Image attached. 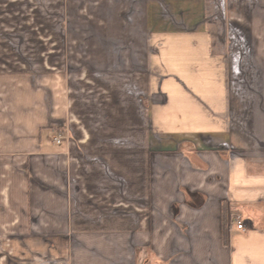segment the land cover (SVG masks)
Returning a JSON list of instances; mask_svg holds the SVG:
<instances>
[{"label": "crops", "instance_id": "obj_1", "mask_svg": "<svg viewBox=\"0 0 264 264\" xmlns=\"http://www.w3.org/2000/svg\"><path fill=\"white\" fill-rule=\"evenodd\" d=\"M111 40L149 97L56 144ZM0 264H264V0H0Z\"/></svg>", "mask_w": 264, "mask_h": 264}, {"label": "rangeland", "instance_id": "obj_2", "mask_svg": "<svg viewBox=\"0 0 264 264\" xmlns=\"http://www.w3.org/2000/svg\"><path fill=\"white\" fill-rule=\"evenodd\" d=\"M124 27V26H123ZM128 27V26H125ZM59 29V27H57ZM123 34L129 35V30H125L123 28ZM128 29V28H126ZM237 36V35H236ZM235 36V37H236ZM11 46L15 48L22 47V42L19 41H9ZM62 45L65 44V41H61ZM130 40L124 41V40H111L107 43L109 44V49L111 51V59L112 61L108 64L107 68L109 70L107 71V68H105V63H99L96 59L91 61V67L92 71L90 72L89 78L92 80V85L89 89L86 87V89L81 87V82H77L75 80L74 86L69 89L70 92H68V104L70 106V111L73 112V129L69 123V121L63 124L61 127H67V132H59L58 134H63V136L72 137L75 138L76 131H80L83 128L93 129L96 127H103L106 126V121L101 120L98 117L100 114L98 113V109L96 108L98 106L97 104V96H105L108 95L111 92V89L107 84H103V81H99V78H102L104 80H111V81H122V88H119L117 91V94H121L124 97L127 98H137L138 99V110L141 111L142 103L141 101H144L147 97H149L148 94V84H149V78L150 73L147 71H141V69H138V72L135 73L133 70L131 71V66L136 65V56H130L129 48L131 47ZM239 40L236 37L234 39V44L238 43ZM106 43V45H108ZM137 60L139 61V58L137 57ZM103 62V61H102ZM71 74L74 73L75 76H78L80 78L81 72H70ZM137 74V75H136ZM241 75V74H240ZM40 76L44 78L45 73L39 72L38 70L33 71L32 77L33 79L38 80ZM135 76L138 77V80L135 82ZM257 79L258 81H261V72L257 73H248L245 72L243 76H241V79ZM46 78V77H45ZM101 82L97 87V84ZM108 83V82H106ZM137 84V85H136ZM154 89V88H153ZM152 90V89H150ZM155 88V96L159 95V92L156 91ZM43 97H46V99L49 98V89L46 88V86L42 83V87L40 89ZM110 91V92H109ZM255 93L260 94L261 88L259 87ZM89 96V98H88ZM112 96V95H111ZM146 97V98H145ZM126 107H128V103L126 104ZM85 116H89L90 118H87ZM97 118V119H93ZM60 127V126H59ZM76 131H75V130ZM64 131V130H63ZM74 132V136H73ZM69 135V136H68ZM161 136V135H160ZM160 136H156L160 140Z\"/></svg>", "mask_w": 264, "mask_h": 264}, {"label": "built area", "instance_id": "obj_3", "mask_svg": "<svg viewBox=\"0 0 264 264\" xmlns=\"http://www.w3.org/2000/svg\"><path fill=\"white\" fill-rule=\"evenodd\" d=\"M64 136L62 134H58L55 136L54 141L56 144H61L63 142ZM235 223L237 224V227L239 229H245L244 224L242 223L241 219L239 217H236L234 219Z\"/></svg>", "mask_w": 264, "mask_h": 264}]
</instances>
